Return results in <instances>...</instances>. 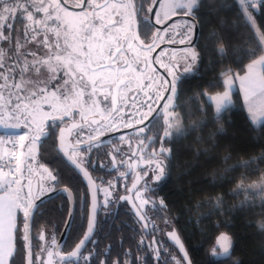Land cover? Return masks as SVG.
Here are the masks:
<instances>
[{
    "label": "snow or ice",
    "instance_id": "6c2138e0",
    "mask_svg": "<svg viewBox=\"0 0 264 264\" xmlns=\"http://www.w3.org/2000/svg\"><path fill=\"white\" fill-rule=\"evenodd\" d=\"M203 4L204 0H103L100 3L77 0L73 10H69L68 0H0V126L19 128L23 133L6 139L0 136V264H68L73 257L79 258L89 243L93 251L82 259L83 264H93L94 258L100 255L95 250L98 241L92 239L96 213L119 202L130 205L129 211L145 235L150 234V228L159 234L150 244L144 245L142 240L138 245L151 248L156 264L161 261L193 264L178 223L174 225L172 219L163 217V227L149 223V206L154 212L167 209L164 199L157 202L150 193L154 195L157 182L170 175L173 158L181 150L180 140L209 122L213 106L212 119L221 122V114L233 102L232 92L237 82L243 107L252 121L264 118V55H260L251 60L243 76L229 70L222 80V93L209 94L221 86V81L214 78V82L208 83L207 92L199 91L191 96L193 104L185 120L195 113L200 117L191 123L182 120L184 105L177 104L176 100L183 90L181 77L193 72L201 58L193 45L200 38L197 14ZM261 5L262 0H240L238 6L253 36L251 40L247 38L246 43L252 47L243 49L246 55L255 56L264 50V27L258 26L253 16ZM177 12L183 14L179 27L185 37L180 40L184 47L179 57L173 53L165 63L166 50L159 56L152 54L160 47L157 40L163 42L170 35L169 14L175 16ZM158 25H163V31ZM154 27L151 42L142 40L141 34ZM155 64L167 75L159 74ZM178 108L181 111H176ZM161 117L162 125L159 124ZM49 120L53 125L57 120L64 125L59 132L57 155L50 159L55 160L63 153L67 158L65 163L70 162L86 182L89 199L87 231L75 245V251L67 255L57 248L55 236L49 240L42 231L37 238L32 231L38 201L50 192H66L68 219L72 212V191L67 186L58 187L60 165L49 169L39 163L42 138L51 135L45 123ZM154 125L162 128V134L157 131L148 136ZM218 130L223 131L222 123ZM118 132L121 133L119 144L107 139L109 133ZM134 140L137 142L133 149ZM157 140L159 148L146 152ZM108 144H113L112 150L106 153L111 157V170L127 167L129 171L121 172L115 182L102 186L103 182L98 184L97 178L90 174L89 164L92 151ZM146 154L150 159L142 166ZM251 164L256 167H249ZM260 164H264V152L226 168L225 172L244 168L251 175ZM130 172L135 173V178L128 187L126 178ZM150 176L153 183L146 179ZM122 178L125 195L118 193ZM241 192L253 199L246 197L238 207H256L255 198L259 195L260 214L264 215V178L257 184L237 185L231 195L238 196ZM206 204H211V200L202 201L201 206ZM37 239L39 251H34ZM217 244L227 255L233 241L221 234ZM110 249L100 264H108ZM125 255L131 256V253ZM114 264H120L119 259ZM235 264L240 262L237 260Z\"/></svg>",
    "mask_w": 264,
    "mask_h": 264
},
{
    "label": "trees",
    "instance_id": "16d2710c",
    "mask_svg": "<svg viewBox=\"0 0 264 264\" xmlns=\"http://www.w3.org/2000/svg\"><path fill=\"white\" fill-rule=\"evenodd\" d=\"M220 5L225 6L218 7ZM238 6L237 0H204L203 7L197 14L200 38L196 41V50L201 53V58L192 73L181 77L183 90L176 100L177 104L184 105L181 116L185 123H191L200 117L199 113H195L185 120V114L193 104L191 96L199 91L207 92L208 83L214 82V78L221 81V86L213 88L211 92L223 90L222 78L229 70L230 73H242L248 62L264 52H257L255 56L243 52L246 47L251 49L252 45L246 41L247 38L253 39V36ZM253 16L257 25L264 27V0L261 9L255 11ZM221 48L224 49L223 52L220 51ZM232 101L221 114L220 123L212 119L215 114L212 108L209 122L202 129H197L180 140L181 150L173 158L170 175L157 182L159 185L154 195L150 193L151 198L157 202L164 199L167 209L154 212L149 206V223L163 227L162 217L172 219L174 225L178 223L193 264H235L237 260L240 264H264V229H261L256 218V214L261 212L259 195L255 198L256 207L245 205L242 209L238 207L241 201L246 197L249 200L253 198L245 192L238 196L231 195L241 183L245 186L259 183L264 178V164H260L251 175L244 168L225 172L226 168L258 157L264 152V120L257 125L250 122L238 90L232 92ZM176 111L181 110L178 108ZM221 123L223 131L218 130ZM46 127L51 135L42 138L39 163L49 169L60 165L61 184L58 187L67 186L72 191L75 202L72 221L59 248L62 253H67L78 243L85 230L88 195L80 176L60 156L55 160L50 159L57 155L56 130L52 131L54 128L50 124ZM184 145L188 147L184 148ZM205 149L208 151H204ZM107 152L104 147L93 150L89 164L91 175L103 176L105 182L110 181L115 173L100 166L101 161L108 159ZM225 157L231 158L226 160ZM249 167L255 168L256 165L251 164ZM244 175L248 178L243 179ZM119 183L118 193L123 190L121 181ZM205 200H211V204L201 206ZM68 205V197L64 191L41 201L37 208L33 234L38 238L44 231L48 237L55 236L57 239L67 216ZM20 216L22 227V213ZM149 231L150 234L145 235L125 203L102 207L98 210L92 237L98 241L95 250L100 255L94 258L93 264H100L105 259L104 253L109 247L108 264H114L118 259L120 264H130L132 260L136 264H156L151 248L138 247L142 240L144 245H148L154 236L159 238V234L152 232L151 228ZM221 232L230 236L233 246L227 256L211 258L209 248ZM34 243L37 244L34 251H39V240ZM90 251H93L91 243L87 244L81 255ZM126 252H130L131 256H126ZM142 258L145 262H142ZM77 261L81 264L80 258ZM77 261L71 264H77Z\"/></svg>",
    "mask_w": 264,
    "mask_h": 264
},
{
    "label": "flooded vegetation",
    "instance_id": "af4514ba",
    "mask_svg": "<svg viewBox=\"0 0 264 264\" xmlns=\"http://www.w3.org/2000/svg\"><path fill=\"white\" fill-rule=\"evenodd\" d=\"M77 2V0H68V3H69V10H73L74 6H75V3ZM97 3H100V2H103V0H96ZM171 16V25H170V28H169V32H170V35H168V38L166 40H164L163 42L157 40V44L160 45V47L152 54L153 57L155 56H159L161 54V52H164L165 50L167 51V55L164 57V62L167 63L168 61V58L170 56H172L173 53H175V55L177 57H179V53L178 51H180L181 48L184 47V45H181L180 44V40L181 39H184L185 37L183 35H181V28L179 27V25L182 23V17H183V14L180 13V12H177L175 16H172L171 13L169 14ZM155 22V18L153 17V23ZM172 25H175L176 27H172ZM156 27H159L162 31H163V25H158ZM156 31V28H151V29H147L143 32V34H141V39L142 40H145L146 42L150 43L151 40H152V36H153V33ZM194 39V38H193ZM170 40H174L175 43H169ZM196 41L197 39L195 40V44L193 45L195 48H196ZM159 74H162V75H167L165 72H164V69L160 67L159 64H155L153 65ZM91 118V117H90ZM76 120L79 121V116L76 117ZM162 122H163V118L161 117L160 118V122L159 124L162 125ZM65 123H69V121H66ZM47 124H50L54 130H56V149H57V135H58V132L60 130L61 127H64L63 124H60V122L57 120V122L53 125L52 122L49 120L46 122V125ZM157 131H160L161 134H162V128H160L158 125H154L153 126V130L152 131H149L147 133L148 136H153V134H156ZM111 134L109 137H107V139L109 141H112L114 142L115 144H119V140H118V136L121 134V133H117V134H113V133H109ZM87 135V133L85 132V136ZM146 139V138H145ZM136 140H134L132 143H133V149L135 148V145H136ZM74 143V141H73ZM160 146V143L159 141L157 140V142L155 144H153L151 147H149L146 152H151L153 148H159ZM112 147H113V144H108L106 147L107 151L110 152L112 150ZM124 151H129L127 146L125 145L124 147ZM107 152V153H108ZM139 155V154H137ZM60 156V155H59ZM128 159V157H117V159ZM150 159V157L146 154L145 155V159L143 161H141V165L143 166L144 163L147 162V160ZM93 163H95L93 161ZM100 166L101 167H104L107 171H112V172H115L113 175H112V179L110 181L112 182H115V178L117 176H119V174L121 172H128L129 170L127 169V167H124V168H119L115 171L111 170L112 169V163H111V157L108 156V159H105L103 162L101 161L100 162ZM94 167V166H93ZM137 172H139L140 170L137 169L136 170ZM144 171H148L147 168H144ZM90 172V171H89ZM91 174V173H90ZM140 174L142 175L143 173L140 172ZM78 175V174H77ZM94 177V176H93ZM81 178V177H80ZM94 178H97L96 182L98 184H101V182H103L102 186H106L107 183L109 182H105L104 181V177L103 176H100V177H94ZM134 178H135V173H132L130 172L129 175L127 176L126 178V182H127V185L128 187H131L132 186V183L134 182ZM148 180V182L151 181V178L150 177H147L146 178ZM82 180V179H81ZM121 184H122V192H119V195H125L126 192H125V189H124V183H125V179H121ZM83 182V181H82ZM85 185V184H84ZM86 190H87V187L85 186ZM88 195V193H87ZM102 199V198H101ZM126 204V202H123ZM88 204H89V199H88ZM126 206L128 207V209L130 210L128 204H126ZM99 210V209H98ZM87 212H88V205H87ZM131 212V211H130ZM98 213V212H97ZM132 213V212H131ZM133 215V213H132ZM134 216V215H133ZM135 218V216H134ZM87 220V218H86ZM97 222V221H96ZM141 226V224H139ZM86 226V225H85ZM142 227V226H141ZM57 240V239H56ZM83 252V251H82ZM64 254V253H63ZM81 257V254L79 256V258ZM78 258V259H79ZM73 262V261H71ZM71 262H68V263H71Z\"/></svg>",
    "mask_w": 264,
    "mask_h": 264
},
{
    "label": "water",
    "instance_id": "95a60500",
    "mask_svg": "<svg viewBox=\"0 0 264 264\" xmlns=\"http://www.w3.org/2000/svg\"><path fill=\"white\" fill-rule=\"evenodd\" d=\"M194 39H195V37H194ZM59 132H60V130H59ZM59 132H58V135H57V149L60 147V141H59ZM119 133V132H118ZM113 134H117V133H113ZM111 134H108V137L110 136ZM60 155V157L63 159V161L65 162L66 160H67V158L66 157H63V153H60L59 154ZM68 166H70L80 177H81V179H82V181H83V183L85 184V186L87 187V185H86V182L84 181V179H83V177H82V175L79 173V171L78 170H76L75 168H74V166H72L71 165V163L70 162H68V163H66ZM60 188H64V187H60ZM57 192H60V190H57V191H53V192H50L47 196H45L41 201H43L44 199H46L47 197H49V196H51V195H54L55 193H57ZM41 201H38V204L41 202ZM129 206V208H130V205H128ZM74 208H75V202H74V197H73V204H72V212H71V216H70V219H68V211H67V216H66V219H65V222L67 221V219H68V222H67V227L65 228V222H64V224H63V227H62V229H61V231H60V233H59V236H58V238H57V248L59 249L60 248V245H61V243H62V241H63V238H64V236H65V234H66V232H67V230H68V227H69V225H70V223H71V221H72V217H73V214H74ZM98 212V211H97ZM96 221H97V213H96ZM87 222H88V212H87V220H86V226H85V230H84V232H83V235H82V237L80 238V239H82L83 238V236H84V233L87 231ZM95 231V230H94ZM93 235H94V232H93V234H92V237H93ZM79 242V241H78ZM170 242V241H169ZM171 243V242H170ZM87 246V245H86ZM85 246V247H86ZM85 247L83 248V250L85 249ZM82 250V251H83ZM73 251H75V246L69 251V252H67V253H64L65 255H67V254H69V253H71V252H73ZM82 253V252H81ZM80 253V254H81ZM78 260V258L77 257H73L69 262H71V261H73V262H76Z\"/></svg>",
    "mask_w": 264,
    "mask_h": 264
},
{
    "label": "rangeland",
    "instance_id": "374dc122",
    "mask_svg": "<svg viewBox=\"0 0 264 264\" xmlns=\"http://www.w3.org/2000/svg\"><path fill=\"white\" fill-rule=\"evenodd\" d=\"M178 53H179V56H180V51H178ZM181 71H183L182 69H181ZM190 73H192V72H190ZM188 74V73H187ZM47 122V121H46ZM45 122V123H46ZM0 128H2V129H6L8 132H11V133H13V134H15V135H22L23 133L21 132V130L19 129V128H11V127H9V128H4V127H2V126H0ZM150 178H151V176H150ZM149 183H153V181H152V179H151V181L149 182ZM102 198V197H101ZM256 218L258 219V223H259V225L261 226V225H264V215H261L260 214V212H258L257 214H256ZM221 234H224V235H227L229 238H230V236L227 234V233H225V232H221V233H219L217 236H216V238H215V240H214V242H213V244H212V246L209 248V255H210V257L211 258H222V257H225V256H227L226 254H223L222 253V251H221V249L219 248V246H218V244H217V240H218V238L221 236ZM51 239V236H49V240ZM231 239V238H230ZM214 250H215V254H214ZM229 252H230V249H229ZM89 253H85V254H83V255H81V257H80V262H81V264H83V259H82V257L83 256H87ZM46 255V254H45ZM68 264H71V263H68Z\"/></svg>",
    "mask_w": 264,
    "mask_h": 264
},
{
    "label": "crops",
    "instance_id": "0c3cea01",
    "mask_svg": "<svg viewBox=\"0 0 264 264\" xmlns=\"http://www.w3.org/2000/svg\"><path fill=\"white\" fill-rule=\"evenodd\" d=\"M261 55H264V52H263ZM258 57H259V56H258ZM258 57H256L255 59H257ZM250 62H251V61H250ZM250 62H248V63L246 64L244 71H243L242 73H239L241 76L244 75V72L246 71V67H247V65H248ZM233 73H236V72H233ZM228 74H229V73H228ZM228 74H226V75H228ZM226 75H224V77L222 78V80L226 77ZM234 90H238L239 95H240V98H241V101H242V105H243V96H242V94H241V92H240L239 82H237L236 87L233 89V91H234ZM223 91H224V89L221 90V91H217V92H210L209 94L215 95V94H217V93H222ZM229 106H230V105H229ZM243 108H244V107H243ZM213 110H214V113H215L214 106H213ZM244 110H245V112H246V114H247L248 119L250 120V122H251L253 125H257V124H259L260 122H262V121L264 120V118H261L260 120L253 122V121H252V118L248 115V113H247V111H246L245 108H244ZM0 133H3V134H6V133L13 134V133H11V132H8L6 129H2V128H0ZM13 135H15V134H13Z\"/></svg>",
    "mask_w": 264,
    "mask_h": 264
},
{
    "label": "built area",
    "instance_id": "2783aa9c",
    "mask_svg": "<svg viewBox=\"0 0 264 264\" xmlns=\"http://www.w3.org/2000/svg\"><path fill=\"white\" fill-rule=\"evenodd\" d=\"M263 1V0H262ZM238 4L240 3V0H237ZM9 135H13V134H9V133H6V134H3V133H0V136H4L5 139L9 136ZM15 136V135H13Z\"/></svg>",
    "mask_w": 264,
    "mask_h": 264
}]
</instances>
